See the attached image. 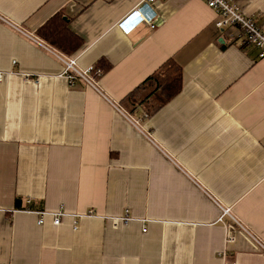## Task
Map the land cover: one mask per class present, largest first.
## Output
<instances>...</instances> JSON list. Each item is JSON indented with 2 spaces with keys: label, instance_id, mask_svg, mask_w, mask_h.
<instances>
[{
  "label": "crops",
  "instance_id": "0c3cea01",
  "mask_svg": "<svg viewBox=\"0 0 264 264\" xmlns=\"http://www.w3.org/2000/svg\"><path fill=\"white\" fill-rule=\"evenodd\" d=\"M144 1L0 0V264H264L220 221L230 209L264 245V59L204 0ZM229 1L264 28V0ZM59 13L83 41L67 57L112 65L96 87L13 26L61 52L37 35ZM170 59L182 92L154 114L126 107Z\"/></svg>",
  "mask_w": 264,
  "mask_h": 264
},
{
  "label": "built area",
  "instance_id": "2783aa9c",
  "mask_svg": "<svg viewBox=\"0 0 264 264\" xmlns=\"http://www.w3.org/2000/svg\"><path fill=\"white\" fill-rule=\"evenodd\" d=\"M156 0H145L144 6L151 5ZM207 6L215 13L216 18L214 19V25L222 30L229 27H236L240 29L241 33L245 37L247 43L249 45H253L259 51V58L264 59V28L258 24L254 17L248 16L244 13L242 9L237 7L234 3L230 2L229 0H204ZM5 20V19H4ZM147 20L143 16V11L141 8L135 10L134 12L127 15L124 19H122L118 27L119 29L125 34H131L134 31V28L137 24L144 23ZM138 22V23H137ZM151 27L155 28L152 22L149 23ZM139 25V26H140ZM16 29L21 31L23 34L34 40L35 42L41 44L44 48L48 49L51 53H53L56 58L61 61L65 65V69L61 75L64 77L70 85H74L76 81L83 80L88 85L92 87L97 86V80L93 75L94 67L91 66L87 69H80L77 65L76 59L67 57L61 52L55 51L53 49H49L43 45V42L36 39L33 34L23 31L21 28L13 25ZM6 73H0V81H2ZM27 77H31L30 75H26ZM39 77H37V81ZM148 117V116H146ZM135 124L138 125L139 122L135 121ZM139 126V125H138ZM230 215L231 218L234 220L238 228L236 229H227L226 233V246L234 245L238 237L242 235L248 241L254 244V246L261 248L264 252V245L260 242L253 233H251L246 227H244L237 219L231 215L230 209H223V215L220 221L224 220L225 216ZM51 216L53 218V222L55 226H59L61 221L64 217L67 216L63 207H61L57 212L54 213H40L39 225H42L45 221V217ZM114 225L120 224H128L132 221L131 217L129 216L128 212H126L122 217L111 219ZM147 228L143 226V232H146Z\"/></svg>",
  "mask_w": 264,
  "mask_h": 264
},
{
  "label": "trees",
  "instance_id": "16d2710c",
  "mask_svg": "<svg viewBox=\"0 0 264 264\" xmlns=\"http://www.w3.org/2000/svg\"><path fill=\"white\" fill-rule=\"evenodd\" d=\"M69 26L64 15L59 13L45 23L37 31V35L65 55L72 56L82 47L83 41ZM111 69L112 65L103 59L94 66L93 75L99 79ZM182 89L183 69L175 59H170L129 95L125 106L132 109L137 104L146 105V113L154 114L176 98Z\"/></svg>",
  "mask_w": 264,
  "mask_h": 264
},
{
  "label": "bare ground",
  "instance_id": "6f19581e",
  "mask_svg": "<svg viewBox=\"0 0 264 264\" xmlns=\"http://www.w3.org/2000/svg\"><path fill=\"white\" fill-rule=\"evenodd\" d=\"M137 23H138V22H137ZM139 25H140V24H137V25H136V28H137ZM136 28H134V29H136Z\"/></svg>",
  "mask_w": 264,
  "mask_h": 264
},
{
  "label": "clouds",
  "instance_id": "9594fccd",
  "mask_svg": "<svg viewBox=\"0 0 264 264\" xmlns=\"http://www.w3.org/2000/svg\"><path fill=\"white\" fill-rule=\"evenodd\" d=\"M144 17H145V16H144ZM145 18H146V17H145ZM139 24H140V23H139ZM138 27H139V26H138ZM138 27H137V28H138ZM135 28H136V27H135ZM134 30H135V29H134Z\"/></svg>",
  "mask_w": 264,
  "mask_h": 264
}]
</instances>
